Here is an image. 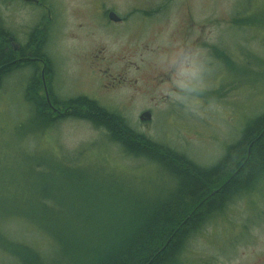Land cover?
<instances>
[{
    "label": "rangeland",
    "instance_id": "1",
    "mask_svg": "<svg viewBox=\"0 0 264 264\" xmlns=\"http://www.w3.org/2000/svg\"><path fill=\"white\" fill-rule=\"evenodd\" d=\"M37 1L0 0V17L21 44L31 29H44L41 49L57 101L93 100L202 166L217 161L264 111V0ZM110 10L123 20H110ZM27 70L12 73L10 89L7 80L0 87V161L26 154L29 175L18 180L24 206L32 200L27 188L38 185L53 218L78 223L76 232L97 222L95 232L111 235L134 205L172 189L175 180L162 166L125 152L103 127L68 113L44 126L24 93ZM147 109L150 118L140 120ZM105 184L115 193H102ZM248 198L231 200L218 218L238 228L224 237L218 222L205 225L182 264H264V190ZM19 222L3 221L1 230L42 250L46 233L35 223L17 228ZM10 258L0 250V264ZM59 262L69 259L62 254Z\"/></svg>",
    "mask_w": 264,
    "mask_h": 264
},
{
    "label": "trees",
    "instance_id": "2",
    "mask_svg": "<svg viewBox=\"0 0 264 264\" xmlns=\"http://www.w3.org/2000/svg\"><path fill=\"white\" fill-rule=\"evenodd\" d=\"M246 20L249 23L250 19ZM2 23L5 25L0 17V81L8 72L7 60L13 57V51L5 48L6 32H11ZM21 50L24 52V48ZM32 55L42 53L35 49ZM216 56L222 59L220 52ZM27 86V102L34 106L35 117L48 120L45 124L48 126L45 102L35 94L38 80L33 77ZM71 101L90 105L92 112L85 114L88 121L105 128L125 152L162 166L175 183L165 196L134 205L122 215L111 235H107L109 231L100 235L94 228H88L84 237H61L54 255L44 254L48 260L60 263L62 254L68 258L75 250L80 259L73 264H182L180 257L186 253L188 242L205 225L225 224L229 230L219 232L218 227V233L224 237L233 226L238 228L236 223L222 224L221 219L225 218L218 220L231 200L243 196H250V200L254 193L264 190V111L247 121L237 140L225 147L217 161L202 166L179 151L135 132L121 116L93 100L82 97ZM7 213L8 199L0 195V250L11 255L6 264H42L37 245L16 239L10 244L4 237L6 232L1 230V224ZM33 216H37L35 212ZM44 233L55 241L60 237L52 230Z\"/></svg>",
    "mask_w": 264,
    "mask_h": 264
},
{
    "label": "bare ground",
    "instance_id": "3",
    "mask_svg": "<svg viewBox=\"0 0 264 264\" xmlns=\"http://www.w3.org/2000/svg\"><path fill=\"white\" fill-rule=\"evenodd\" d=\"M3 26L5 25L3 24ZM44 36H45L44 29L33 28L29 31L27 40L21 44L17 42L16 38H14L12 33L9 34L8 32H6L5 48L13 51V57L7 60L6 64L8 65V70H7L8 72L4 75V77L0 81V87L3 81L7 80L6 85L8 86V89H10L9 81H10V77L12 76V73H15L21 67L29 69L27 70L29 72L28 76H30L29 81L33 77L38 80V86L36 87L35 94H37L40 98L44 100L46 105L45 114L49 117L50 121H54L57 115L59 114V112L62 113L64 109H69V110L73 109V113L77 114L78 112L74 109L76 107H74L71 104L77 103L78 106H81V103L78 101L76 102L58 101L56 104H54L53 101L54 90L51 87L54 83L52 64L49 56L44 52L43 48L41 49V45L44 43V41H42V38ZM23 48H24V52H22L21 50ZM35 49H38L42 53V56H33L32 52ZM46 81H48V87L46 86ZM44 84L45 87H43ZM17 92L23 95L25 93L26 95V93H29L28 86L25 87L24 93L20 90H17L16 93ZM31 107L35 111L34 106L31 105ZM85 110H86L85 112L86 114L92 112L90 105H85ZM107 134L111 136L109 132ZM109 139L117 142L118 144H120L121 147H123V145L118 141L112 139L111 137ZM21 154H22L21 158L20 156H17V158H12V160L6 158L5 160L0 161V195H4L8 199V213L4 216V221L10 220V223H13V225L15 222L20 221L19 223H16L15 226L17 228H22L25 225L27 226L28 223H32L33 219L28 218V216L33 217V212H35L37 217H41L42 219L45 220L44 223L42 221L35 222L37 229L41 230V234L45 235L44 233L45 230H51V228L58 229L60 231V235H59L60 237L56 241L50 238L49 236L45 235L46 243L45 246H43V249L42 250L40 249L39 258L42 264H61L46 259L44 257V254L46 257H50L54 255V253L58 249L61 237L64 238L65 236L70 237V233H71L72 234L71 238L75 236L81 238L87 235L85 232L88 230V228L76 232L80 228V225L78 223L64 222V221L61 222L53 218L51 212L54 210V206H49L46 200V196L38 192V185L27 188V190L31 193V197H32V200H29L30 204H26L24 206L21 203V200L26 198L24 196V191L26 189L24 190L22 189V187L18 183V180H23L29 175V168L24 158L26 154H24V152H22ZM45 187L46 186L41 188L45 189ZM102 187L104 188L102 192L104 194L107 193L110 195L112 193H115L113 187L107 186L106 184L102 185ZM177 190L178 189L174 191ZM91 225L96 226L97 222L90 223V228ZM4 237L8 240L10 244L13 243L14 237L12 233L6 232L4 233ZM75 253L76 255L78 254L77 251L75 250L71 251L68 256L69 262L64 264H73L74 261L79 257L77 255L75 258Z\"/></svg>",
    "mask_w": 264,
    "mask_h": 264
},
{
    "label": "flooded vegetation",
    "instance_id": "4",
    "mask_svg": "<svg viewBox=\"0 0 264 264\" xmlns=\"http://www.w3.org/2000/svg\"><path fill=\"white\" fill-rule=\"evenodd\" d=\"M24 1H27V2H31V3H37L38 1L37 0H24ZM109 12V11H108ZM108 12H107V14H108ZM105 14H103V16H104ZM123 20V18L122 17H120V20L119 21H117V22H120V21H122ZM113 22H115V21H113ZM46 86L48 87V81H46ZM43 87H44V85H43ZM54 104H56L58 101H57V99L54 97ZM81 103V106H78V104L77 103H72L71 105H73L74 107H76V108H74L78 113L77 114H74L73 113V109L72 110H69V109H64L63 110V112L62 113H60L59 112V114L57 115V119H58V117L60 116V115H63V114H66V113H68V115H74V116H76V117H81V118H83V119H86L87 120V118L85 117V112H86V110H85V103L84 102H80Z\"/></svg>",
    "mask_w": 264,
    "mask_h": 264
},
{
    "label": "water",
    "instance_id": "5",
    "mask_svg": "<svg viewBox=\"0 0 264 264\" xmlns=\"http://www.w3.org/2000/svg\"><path fill=\"white\" fill-rule=\"evenodd\" d=\"M108 18L110 20H113V21H119L120 20V16L117 15L114 11L110 10L107 14ZM44 87H45V84H44ZM151 116V113L150 111L147 109V110H144L142 111L140 114H139V119L140 120H148Z\"/></svg>",
    "mask_w": 264,
    "mask_h": 264
}]
</instances>
